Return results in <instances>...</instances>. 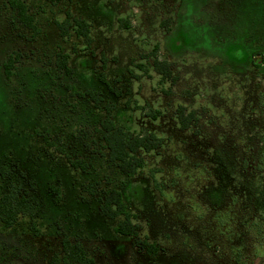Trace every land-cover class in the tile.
I'll list each match as a JSON object with an SVG mask.
<instances>
[{
	"label": "rangeland",
	"instance_id": "374dc122",
	"mask_svg": "<svg viewBox=\"0 0 264 264\" xmlns=\"http://www.w3.org/2000/svg\"><path fill=\"white\" fill-rule=\"evenodd\" d=\"M24 1L37 36L0 0V166L18 164L37 183L40 212L13 228L0 223V264H52L62 232L96 264H264L255 254L264 241L254 240L252 176L243 179L241 164L245 156L254 167V150H264V140H254L264 134V63L252 60L264 56V0ZM68 15L90 24L89 37L76 34ZM156 47L169 77L154 68ZM62 54L72 74L58 70ZM10 55L19 59L7 78ZM75 88L98 90L101 107ZM109 103L117 126L162 139L135 177L108 159ZM181 106L196 113L185 130ZM45 136L60 137L66 154ZM67 156L87 170L71 168ZM53 184L62 189L59 203ZM111 187L122 190L138 238L155 242L156 255L117 235L119 219L101 213L98 197Z\"/></svg>",
	"mask_w": 264,
	"mask_h": 264
},
{
	"label": "trees",
	"instance_id": "16d2710c",
	"mask_svg": "<svg viewBox=\"0 0 264 264\" xmlns=\"http://www.w3.org/2000/svg\"><path fill=\"white\" fill-rule=\"evenodd\" d=\"M56 3L61 0H48ZM11 8L16 11L18 20L30 31H33V36H37L40 30L37 27L35 17L31 13L29 6L24 0H9ZM66 23L73 24L75 32L78 36L89 37L90 24L80 18H73L68 15ZM65 24H62L63 35L65 36ZM154 49V53L157 51ZM70 55L62 54L56 61L58 70L65 71L67 74L73 73V67L69 65ZM19 57L10 55L4 62V74L7 78L13 75L15 63ZM253 63L256 66H261L264 63V56L260 52H254ZM154 68L164 78L171 75L169 64L163 61L156 53L153 57ZM103 67L106 64L103 62ZM100 80L108 85L105 75L100 76ZM69 88L70 85L67 84ZM112 91L119 95L120 91L111 87ZM76 92L79 96H88L94 101L95 106L100 108L103 101L101 93L95 89H87L78 91L72 89V93ZM107 110V116L103 120L104 130L102 131L103 142L108 151V159L115 164L121 173L128 177H135L139 171L146 165L144 154L156 151L161 144V137L154 131L129 133L123 127L117 126L113 112L115 104L109 103L104 107ZM195 112H186L184 107L179 108L177 120L180 128L188 129L191 122L196 119ZM254 140H264L263 133H255ZM44 142L50 147H56L59 153L65 155L66 148L61 143L60 137L54 139L45 136ZM247 157H241L244 180L250 174L252 177V188H254V240L264 241V150L262 148L254 150V167L245 165ZM67 162L73 169L87 170L88 164L83 160L73 159L67 156ZM50 192L54 193V201L59 203L62 201V189L60 186L50 185ZM38 192L37 183L34 180H28L25 172L21 171L18 164L10 166H0V223L5 228L15 227L23 218L34 219L40 212V204L37 200L36 193ZM91 194H96V190H91ZM100 203V211L107 218L119 219L113 230L117 235L127 236L134 239V244L140 250L147 254L156 255L159 252V246L155 242L149 241L146 237L139 239V227L137 223L138 216L132 212L124 199L122 190L117 187H111L106 190L103 195L98 197ZM36 227V226H35ZM61 252L55 253L52 258V264H96L95 259L89 255L84 244L81 241H73L66 232L61 233ZM257 256L264 257V243L261 242L256 247Z\"/></svg>",
	"mask_w": 264,
	"mask_h": 264
}]
</instances>
